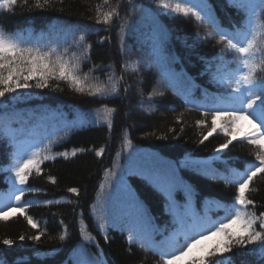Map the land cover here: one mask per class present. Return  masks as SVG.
I'll return each mask as SVG.
<instances>
[{
	"label": "trees",
	"instance_id": "obj_1",
	"mask_svg": "<svg viewBox=\"0 0 264 264\" xmlns=\"http://www.w3.org/2000/svg\"><path fill=\"white\" fill-rule=\"evenodd\" d=\"M207 2L215 23L168 14L160 0H51V7L44 9L37 8L35 0L27 4L18 0L12 11L0 10V26L7 32H19L32 44L54 23L81 28L82 50L73 56L58 49V54L79 62L78 74H88L91 82L107 83L113 71L123 77L119 94L111 97L81 94L59 80L43 89L18 90L23 93L19 98H10L15 94L0 98V208L8 216L6 221L0 219V260L4 264H92L101 260L104 264H164L148 241L160 244L178 227L177 211L207 214L214 220L225 215L218 202L230 203L236 194L233 169L243 172L254 160L256 149L244 139H234L215 158V149L229 137L219 126L208 136L213 97L225 91L213 80L211 64L222 48L227 56H235L227 50V41L219 42L223 34L219 29L244 30L248 15L235 0ZM98 8L102 12L117 9L119 16L111 24H98ZM125 21L126 48L122 50L119 29ZM87 45L91 49L85 57L82 53ZM94 66L99 67L92 70ZM56 85L62 90H54ZM105 106L115 109L110 128L103 121ZM5 115L25 116L34 123L26 122V128L37 130L45 137L42 145L48 144L41 155L56 157L45 160L40 173L33 170L27 185H16L26 189L21 201L14 200L10 169L19 159L18 151L36 150L30 146L33 132L27 135L17 120L3 127ZM198 120L205 124L197 125ZM74 148L84 151L72 156ZM100 148L104 153L97 155ZM65 151L67 157L59 155ZM173 175L191 187L190 200L185 190L174 193L175 202L161 190ZM73 187L78 195L68 191ZM246 195L256 205L249 211L264 212V175L254 178ZM24 202H30L24 213L8 210L10 204L23 208ZM25 214L33 217L39 230L32 228ZM40 233L38 241L29 238ZM21 235L24 240L19 239ZM4 239H12L13 245H3ZM234 260L236 264L241 260L264 264L258 254L235 256Z\"/></svg>",
	"mask_w": 264,
	"mask_h": 264
},
{
	"label": "snow or ice",
	"instance_id": "obj_2",
	"mask_svg": "<svg viewBox=\"0 0 264 264\" xmlns=\"http://www.w3.org/2000/svg\"><path fill=\"white\" fill-rule=\"evenodd\" d=\"M17 2L18 0H0V10L12 11ZM23 2L27 4V0H23ZM235 3L238 8L247 13L248 20L244 30L237 28L234 32H228L225 29H219L223 33L220 35L219 42L227 41V50L235 54L234 59L229 63H236L237 67L234 70H225L227 65L222 63L217 66V71L213 74V80L217 84L223 85L225 91L213 97L212 125L208 136L217 131V120L223 117L224 123L220 124L219 128L229 139H226L215 149V158L219 159L222 151L236 139L235 126L242 120H251L252 130L244 133L243 139L255 147L254 160L246 164L243 172L233 169L234 182L238 185L236 194L230 203L218 202L219 206L224 209V216L214 220L207 214L204 216L199 214L182 215L177 211L175 223L178 227L160 244L148 241L149 246L160 253L164 264H236L235 256L249 254H258L261 259H264V212L257 215L254 211H249L250 206L255 208L256 205L246 195V190H249V185L254 181V178L258 174L264 175V19H262L264 17V0H259L258 3H244L241 0H235ZM35 6L40 9L51 7V0H35ZM160 6L171 15H182L185 18L192 16L197 22L207 18L215 23L207 0H180L175 4L160 0ZM118 16L117 9L102 12L98 8L96 22L111 24L113 18ZM126 23L127 21L122 23L119 29L122 50L126 48L123 39ZM217 27L219 28L218 25ZM196 35L199 36V33ZM80 39L82 41L84 37L81 36ZM90 49L91 45H87L82 55L87 57ZM159 51L160 49L157 48L156 52ZM224 51L225 49L222 48L221 53ZM220 59L223 60L222 55ZM79 67V62L72 63L71 58L65 59L64 55L58 54V49L51 48L45 51L38 44L24 41L19 32H7L0 26V98H5L10 94H15L10 98H19L23 93L18 90L43 89L49 87L50 81L59 80L67 81L75 91L81 94L87 93L93 97L105 98L119 94L122 76L116 77L113 71L108 76L107 83L91 82L88 74L83 77L78 74ZM97 67L99 66H94L92 70ZM108 67L113 66L108 65ZM123 67L127 68V65ZM100 70L102 71L103 68ZM30 81H35V83H30ZM54 90L62 89L56 85ZM152 95H163V93L154 92ZM2 103L3 100L0 99V104ZM114 112V108L105 106L103 121L107 122L109 128ZM204 115L207 117L208 113L205 112ZM257 121L259 123H256ZM196 123L204 125L205 120H198ZM208 136H204V139L207 140ZM126 144L129 148L132 147L131 140H127ZM78 151H84V149L74 148L71 155L75 156ZM103 153L104 148L96 150L97 155ZM16 155L19 159L10 170L14 173V200L21 201L26 189L16 185H27L33 170L40 173L41 164L45 160H54L56 157L53 155L42 156L38 146L35 151L29 153L26 150H20ZM59 155L67 157L69 153L65 151ZM48 179L52 183L56 182L53 176H49ZM27 190L40 191L38 188ZM161 190L173 202H175L174 193L177 190H185L189 200L192 197L191 187L183 184L175 175L169 179L165 186L161 187ZM68 191L79 194V190L75 187L69 188ZM15 192H18L19 195H15ZM47 203L50 204L52 201H47ZM29 204L30 202H24V207L19 209H15L14 205L10 204L8 210L24 213ZM181 207V205L177 206L178 209ZM24 218L32 228L39 230V224L33 220L32 216L25 214ZM0 219L5 221L8 219L2 208H0ZM98 227L103 229L104 225L99 224ZM41 235L43 233L32 235L29 238L38 241ZM19 239L24 240L25 237L21 235ZM64 239L65 236L61 235L60 240ZM128 239L132 241L134 237L130 234ZM13 243L12 239L3 240V245L6 246H11ZM144 246V243L140 244L141 248ZM50 251L55 252V249ZM0 264H4V262L0 260ZM92 264H104V262L102 260L93 261ZM239 264H249V262L241 260Z\"/></svg>",
	"mask_w": 264,
	"mask_h": 264
},
{
	"label": "rangeland",
	"instance_id": "obj_3",
	"mask_svg": "<svg viewBox=\"0 0 264 264\" xmlns=\"http://www.w3.org/2000/svg\"><path fill=\"white\" fill-rule=\"evenodd\" d=\"M82 36V29L75 26V25H64L59 23H54L52 25V28L50 30H47L45 32H42L34 41V44L40 45L43 50L47 51L51 48L60 49L61 51L65 52L67 50V54L69 53H78L82 50V41L80 37ZM231 52H228L230 54ZM221 55L223 56V60L220 59ZM234 59L233 56H227L224 53L217 54L212 59V66H213V74L217 71V66L220 64H226L227 68L225 70H234L236 69V65L234 63H229ZM30 83H35V81H30ZM220 85V84H218ZM222 86V85H221ZM221 93L217 92V95ZM254 119V118H252ZM2 120H17L21 125L22 128H25L27 135H29L31 132H33L32 137V143H30V146H34L33 148L36 149V146L39 148L43 147L45 148V145H42V142H44L45 137L43 135H38L39 132L35 129H31L29 131L27 127V123H30V126H34V123L28 121L26 117L24 116H16V117H10V116H4ZM224 123V119L221 117L217 120V125ZM256 123H259L258 121ZM21 128V127H18ZM12 130V129H9ZM252 130V123L251 120L245 119L238 123V125L234 128V135L236 138H243V134ZM48 135V134H47ZM46 135V136H47ZM28 137V136H27ZM23 140L25 138H22Z\"/></svg>",
	"mask_w": 264,
	"mask_h": 264
}]
</instances>
